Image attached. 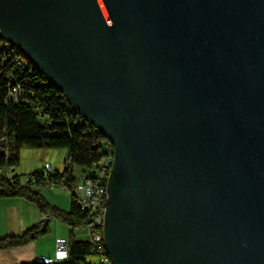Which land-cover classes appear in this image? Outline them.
I'll return each mask as SVG.
<instances>
[{
	"label": "water",
	"instance_id": "obj_1",
	"mask_svg": "<svg viewBox=\"0 0 264 264\" xmlns=\"http://www.w3.org/2000/svg\"><path fill=\"white\" fill-rule=\"evenodd\" d=\"M0 39L115 146L112 264H264V0H0Z\"/></svg>",
	"mask_w": 264,
	"mask_h": 264
},
{
	"label": "trees",
	"instance_id": "obj_2",
	"mask_svg": "<svg viewBox=\"0 0 264 264\" xmlns=\"http://www.w3.org/2000/svg\"><path fill=\"white\" fill-rule=\"evenodd\" d=\"M0 44L3 45L0 48V167H18L24 147L66 148L70 159L63 171L57 169L48 177L36 170L27 174L28 181L23 179V174L0 178V198H25L34 202L49 221L57 218L69 224V258L57 264H88L87 257L98 255L100 251L89 238L77 239L75 229L86 228L94 214L78 205L74 193L70 194V210L60 209L45 199L40 188L48 184L49 178L61 177L62 172L69 173L68 181L72 186L83 178L75 174V167L86 174L97 169L98 163L107 155V138L71 107L66 97L22 52L12 51L3 39ZM17 59H22L23 65H18ZM14 86H19L22 92L18 101L10 96ZM43 223L44 220L21 235L0 238V250L29 245L48 231V225L45 231L42 230Z\"/></svg>",
	"mask_w": 264,
	"mask_h": 264
},
{
	"label": "built area",
	"instance_id": "obj_3",
	"mask_svg": "<svg viewBox=\"0 0 264 264\" xmlns=\"http://www.w3.org/2000/svg\"><path fill=\"white\" fill-rule=\"evenodd\" d=\"M5 42L7 45H9L12 51L16 52V50H18L7 41ZM0 48H3V45L0 44ZM16 61L18 65H23L22 59H17ZM21 93L22 92L19 86H14L10 90V96L14 99V101H18ZM89 125L91 124L89 123ZM0 143H2L1 140ZM105 148L107 150V155L103 158L102 161L98 163V168L92 170L91 172H87V174L84 171L83 178L73 183L72 186L69 185L70 182L68 181L69 173L64 172H62V176L59 178H49V182L47 185L52 187H59L63 191H67L69 194L74 193L75 200L78 205L81 206V208L87 209L94 214L91 223L86 227L87 235L89 236L90 241L95 243L100 251V254H98L100 258L99 264H112V260L107 254L104 240V220L107 209L106 205L104 204L107 200L108 180L115 160V146L109 139H107ZM69 163L70 159H64L63 168L60 170L63 171L64 168L69 165ZM16 169L17 167L15 166L0 167V178H13V176L16 174ZM56 170L57 169L54 168L51 163H46L45 167L43 168V173H45L46 177H48L51 174H54ZM23 175V179L25 181H28L29 176L27 174ZM68 258L69 242L64 238H58L56 241V248L53 256H37L34 259V263L57 264L67 260Z\"/></svg>",
	"mask_w": 264,
	"mask_h": 264
},
{
	"label": "rangeland",
	"instance_id": "obj_4",
	"mask_svg": "<svg viewBox=\"0 0 264 264\" xmlns=\"http://www.w3.org/2000/svg\"><path fill=\"white\" fill-rule=\"evenodd\" d=\"M64 153H66L65 150L60 149V148L58 149V148L24 147V150L21 152V162H20V165L18 166V171H16V174H21L20 173L21 165H24L25 166L24 169L26 170L27 169L30 170L34 168L31 172L36 171L39 167H41V166L34 167L36 162H39L38 160H42V167H45V162L49 161V163H51L54 166V168L55 166L60 164L59 168L62 169L63 161L65 158H67V155ZM35 158H38V160L36 161ZM75 170H76V173L79 174V171H80L79 167H75ZM28 172L29 171H27L26 173ZM40 190H42L43 194L45 193V197L47 196L49 200L56 202V204L59 205V208L64 209L66 211L70 209L72 198L67 191H63L59 187H52L48 185L42 186ZM10 198L11 197L0 198V218H1L0 219V238H4L7 236H13V235L6 233V230L4 229V225H3L6 222V217L4 215V205L8 203L5 201H7L6 199H10ZM70 235H71L70 225L62 220L54 218V220L50 224V229L46 233L39 236L28 246L26 245L27 248L32 247L27 252L28 254L29 253L33 254L34 259L37 256H53L54 247L57 241L56 239L59 236H63L65 237L64 239L69 240ZM75 235L83 240H87L89 238V236L87 235V229L84 226L76 228ZM3 250H6V249H1L0 252ZM86 262L88 264H99L100 258L98 255L92 254L87 257Z\"/></svg>",
	"mask_w": 264,
	"mask_h": 264
},
{
	"label": "crops",
	"instance_id": "obj_5",
	"mask_svg": "<svg viewBox=\"0 0 264 264\" xmlns=\"http://www.w3.org/2000/svg\"><path fill=\"white\" fill-rule=\"evenodd\" d=\"M60 149H64L66 152L64 154H66L68 157L69 150L66 148H60ZM23 150H24V148L22 149V151ZM35 159H36V161L38 160V158H35ZM38 161L39 162H36L34 167L41 166L39 168H43L42 167V160H38ZM46 163H49V161H46L45 164ZM24 167H25L24 165H21V167H20V173L21 174L22 173L30 174V173H32L31 171L34 169L33 168L30 170H28V169L26 170V169H24ZM59 167H60V164L55 166L56 169H61ZM16 171H18V167H17ZM27 171H29V172L26 173ZM74 172L79 178L84 176L82 171H79V174L76 173L75 168H74ZM40 191L42 193V190H40ZM43 196L45 197V193L43 194ZM45 199L50 204L59 207V205L56 204V202L49 200V198H47V196L45 197ZM6 200L7 201H5V202H8L4 205V215L6 217V222L3 225H4V229L6 230V233H8L10 235H13V236L14 235H21L22 233L26 232L28 229L38 225L41 221H43L45 218H47V216L43 215L40 212L39 208L37 207V205L34 202H31L25 198L11 197L10 199H6ZM71 204H72V201H71ZM70 208H71V205H70ZM53 220H54V218H51L50 221L48 222V230L50 229V224ZM85 234H86V232H85ZM58 238H65V237L59 236ZM76 238L81 239L77 236H76ZM30 248H32V247L27 248L26 246H24L21 248L20 247L19 248H10V249H6V250L1 251L0 252V264H31V263H33L34 262V260H33L34 255L31 253L28 254V252H27L28 250H30ZM55 248H56V244L54 247V251H55ZM16 253H17V255H16Z\"/></svg>",
	"mask_w": 264,
	"mask_h": 264
}]
</instances>
